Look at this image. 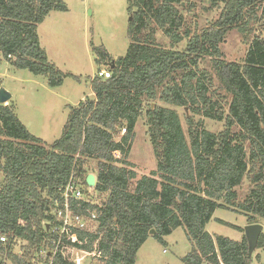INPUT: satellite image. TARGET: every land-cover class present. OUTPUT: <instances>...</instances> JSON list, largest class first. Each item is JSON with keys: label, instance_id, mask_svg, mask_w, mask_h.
<instances>
[{"label": "trees", "instance_id": "1", "mask_svg": "<svg viewBox=\"0 0 264 264\" xmlns=\"http://www.w3.org/2000/svg\"><path fill=\"white\" fill-rule=\"evenodd\" d=\"M208 1L220 9L218 18L191 30L182 0H128L126 54L111 59L102 47L92 49L110 78L90 80L94 97L68 106L62 133L51 144L0 105V236L27 243L23 258L0 243V257L6 253L10 264H32L31 256L52 238L47 227L53 201L72 174L83 176L82 160L92 159L95 191L105 195L100 206L88 207L98 215V229H68L67 256L71 248L92 252L97 241L101 264H136L151 230L164 244V237L182 228L191 244L184 264L251 263L245 237L233 241L206 226L217 209L244 215L248 225L264 220V36L247 41L241 62H226L220 50L231 30L245 40L255 26L264 32V0ZM67 11L63 0H0V58L45 76L50 88L61 86L69 75L49 62L37 29L51 12ZM158 32L169 48L156 42ZM182 43V50L174 49ZM206 58L213 74L199 68ZM214 76L223 94L213 89ZM157 101L188 110L187 137L178 113ZM143 114L156 168L138 178L128 156ZM195 116L224 122V129L210 132ZM122 128L125 134L115 140ZM244 178L250 187L239 200L236 189ZM258 249H264V233ZM59 253L53 264H70Z\"/></svg>", "mask_w": 264, "mask_h": 264}, {"label": "rangeland", "instance_id": "2", "mask_svg": "<svg viewBox=\"0 0 264 264\" xmlns=\"http://www.w3.org/2000/svg\"><path fill=\"white\" fill-rule=\"evenodd\" d=\"M67 12H51L44 21L38 25L37 34L41 48L46 52L47 58L61 73L69 75L64 78L61 86L50 88L45 76H35L27 70L13 68L8 62L0 58V89L8 91L12 98L4 105L13 109L19 121L26 127L31 135L41 139L45 145L57 140L69 114L68 106L94 97L91 91L90 80L99 70H107V66L98 64L95 60L93 48H103L111 59L123 57L126 54L129 40L128 29V0H63ZM182 12L187 25L191 30L207 27L214 22L220 13L219 8H211L208 0H182ZM245 40L236 29L231 30L220 45L222 59L226 62H241L247 51L249 40L264 32L258 26ZM248 41V42H247ZM156 42L169 48V41L157 33ZM185 43L174 47L182 50ZM200 69H206L213 74L209 59L199 63ZM76 77V79L74 78ZM218 93L223 94L219 83L214 76V87ZM92 93V96H89ZM83 100L80 101V99ZM75 105V106H76ZM144 104V113L147 109ZM155 105L174 109L180 118L181 126L187 137V124L185 114L191 116L188 110L175 108L157 101ZM194 119L202 121L206 130L218 133L224 129V122L208 120L201 116ZM144 114L135 126V138L131 146L128 161L134 165L137 177L149 175L156 168L153 150L146 134ZM121 136H116L115 140ZM116 157L119 154L115 155ZM83 176L76 175L85 192V199L96 206H100L105 199L104 194L87 190L84 175L95 173L96 161L83 159ZM3 175L0 173V187ZM249 181L244 178L243 184L237 188L238 199L246 195L249 190ZM214 217L223 219L231 224L244 227L246 217L235 212L217 209ZM98 229V228H97ZM233 228H227L213 219L206 226L209 233L219 234L231 238V233H236ZM264 233V225H263ZM244 234V233H243ZM164 244L150 236L139 249L136 264H184L182 258L191 250V244L182 228L174 230L163 238ZM26 242L17 245L23 250ZM16 249V250H17ZM259 250V249H258ZM260 260H252L251 264H264V249L259 251ZM81 256V255H80ZM4 258H8L6 253ZM78 264H101L99 258L87 257Z\"/></svg>", "mask_w": 264, "mask_h": 264}, {"label": "built area", "instance_id": "3", "mask_svg": "<svg viewBox=\"0 0 264 264\" xmlns=\"http://www.w3.org/2000/svg\"><path fill=\"white\" fill-rule=\"evenodd\" d=\"M110 75L111 73L109 70L101 69L95 77L108 79ZM120 132L121 135H123L126 130L122 128ZM86 187L88 191L91 189L95 191V187H88L87 185ZM87 200L88 199H85L84 189L80 185L77 176L72 174L66 185L60 189L59 200L53 201V205L49 211L52 221L49 222L47 229L49 230L50 228L49 233L52 238L49 243L40 246V248L35 251L34 255L31 256L30 262L32 264H53L54 258L59 252L62 258L67 260L70 264H78L79 261H85L87 257H100V253L97 251V241L94 244V250L92 252L71 248L69 256H67L63 250V247L68 248L66 245V231L68 229H76L90 234H96L98 228V215L88 208L96 205ZM83 210H85V213L82 212ZM22 242L23 241L14 237L9 239L7 236H0V243L9 244L12 253L18 258L25 257L24 249L22 251L21 249H17V245L22 244ZM0 264L10 263L7 258L0 257Z\"/></svg>", "mask_w": 264, "mask_h": 264}, {"label": "water", "instance_id": "4", "mask_svg": "<svg viewBox=\"0 0 264 264\" xmlns=\"http://www.w3.org/2000/svg\"><path fill=\"white\" fill-rule=\"evenodd\" d=\"M11 94L4 90L0 89V105H4L11 100ZM85 183L88 187L96 186V176L93 174L87 175L85 179ZM243 233L245 240L247 242V256L249 259L252 258L253 253L256 251L257 243L260 234L262 233V225L259 223L250 224L243 228ZM155 234L154 230L149 232V236H153Z\"/></svg>", "mask_w": 264, "mask_h": 264}, {"label": "crops", "instance_id": "5", "mask_svg": "<svg viewBox=\"0 0 264 264\" xmlns=\"http://www.w3.org/2000/svg\"><path fill=\"white\" fill-rule=\"evenodd\" d=\"M89 96H92V93L89 95ZM81 100H83V98H81L80 99V101ZM78 104V103H77ZM76 105V104H75ZM75 105H73V106H75ZM214 215L215 214H213V216H212V219L216 222V220L217 219H219V220H222V221H224V222H227V221H225V220H223V219H220V218H216V217H214ZM247 221V220H246ZM227 223H229V222H227ZM260 225H262V233H263V225H264V220H259V222H258ZM229 224H231V223H229ZM221 225V224H220ZM232 225H234V224H232ZM248 224L246 223V225L245 226H247ZM224 226V225H223ZM234 226H236V225H234ZM244 226V227H245ZM225 227H227V226H225ZM237 227H239V226H237ZM244 227H239V228H241V229H243ZM227 228H229V227H227ZM232 230H235V229H232ZM235 232L236 233H231V238L229 237V239H231V240H233V241H237V242H239V241H241L242 240V238L244 237V234L242 233V232H240V231H238V230H235ZM209 233V232H208ZM210 234H212V235H219V234H215V233H210ZM223 237H226V236H223ZM261 249H259V250H256L254 253H253V255H252V258H251V263H252V260H256V261H259L260 260V253H259V251H260ZM137 263V262H136ZM250 263V264H251Z\"/></svg>", "mask_w": 264, "mask_h": 264}]
</instances>
